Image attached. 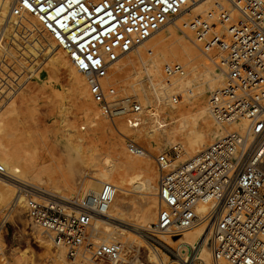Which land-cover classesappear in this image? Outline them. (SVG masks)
Returning a JSON list of instances; mask_svg holds the SVG:
<instances>
[{
	"label": "built area",
	"instance_id": "1",
	"mask_svg": "<svg viewBox=\"0 0 264 264\" xmlns=\"http://www.w3.org/2000/svg\"><path fill=\"white\" fill-rule=\"evenodd\" d=\"M199 1L0 0V95L19 91L40 73L33 57L26 58L35 70L29 68L26 74L9 65L11 49L21 53L16 43L25 42L23 29V37H11L10 25L31 16L87 78L101 113L113 124L123 119L137 129L144 120L142 103L135 96L120 95L104 81L117 61ZM189 28L203 50L218 51L226 69L224 84L210 96L214 118L221 123L245 118L248 125L245 131L226 133L178 165L170 152L155 157L158 213L142 235L179 264H204L196 249L182 255L161 236L174 241L205 223L213 264H264V0H229L228 6L191 20ZM164 72L171 80L182 75L184 67L174 63ZM170 98L179 102L182 93ZM124 138L131 154L147 152L133 137ZM0 177H9L2 163ZM15 185L25 198L28 219L66 247L70 259L89 248L94 260L123 263L122 243H91L92 222L110 208L117 191L114 184L105 183L98 194H86L74 204L29 183ZM201 203L208 205L203 212L198 211ZM6 224L5 218L0 221V236Z\"/></svg>",
	"mask_w": 264,
	"mask_h": 264
},
{
	"label": "rangeland",
	"instance_id": "2",
	"mask_svg": "<svg viewBox=\"0 0 264 264\" xmlns=\"http://www.w3.org/2000/svg\"><path fill=\"white\" fill-rule=\"evenodd\" d=\"M226 6L228 5L226 4ZM212 9L210 11L216 10V6L214 5ZM204 15L207 14L203 13L200 16ZM194 18H190L188 22H190ZM34 20L36 21V23H38L36 19ZM176 20L177 19H175L174 21ZM174 21L169 23V25L164 27L160 32L156 33L151 40L147 41V43L151 45L154 40L159 37H166L168 36V33L172 31L178 36H186V38L190 40L189 42L191 44L196 45L198 43V40H196L197 38L194 32H192L188 28L190 32V37H188L185 32L179 31V29H177ZM38 25L41 28L39 23ZM42 32L49 41H52L51 37L44 30H42ZM22 43L24 42L16 43L21 52ZM147 43H144V45H140L139 47L134 49L132 53L126 55L123 58V61H125L126 59L128 60V58L137 60L138 63L135 62V67L133 66L128 71V80H130V82H133V80L135 82L138 81V84L135 83L134 86H124V84L120 82L118 86L115 87L116 89H118L119 87L122 88L124 86L122 89L118 90V93L123 96H135V98L142 103L145 112L154 110L158 111L159 105H163L166 109H169V106H167L171 105L169 104V102H174L170 99V97L172 94L178 93L177 91H182L179 88L169 90L167 95H169L170 97L166 96L165 99L162 98L163 95H159L160 100H158L157 103H153V101L149 102L148 99L143 100V96L141 95V97L140 93L137 90V88L141 90L143 88L142 86H144L148 91H151V83L146 71V68L150 69V66L152 64L151 61L147 59L151 55H148V53L145 54V62L144 64H142L138 53V51L143 48V46H149V44ZM198 50L202 54H204L205 50L202 49L200 44L198 46ZM211 50L215 55V61L212 62L214 65V71L219 76V82L217 83V85L215 84L212 89L208 90L205 93L204 97L202 98L203 100L200 99L198 102V107L206 106L208 108V122L210 123L205 120L199 110L197 111V108L191 106L196 105L193 102L195 100V97L191 95V91L194 92L197 88V86H191V88H188L186 91L182 92L181 101L174 102V104L172 103L175 106H190V110L183 119L184 133L179 136V140H177L178 143L173 142L171 144H168L166 139H164L160 143H157L155 141L149 142L147 138L148 135L142 134V132H145L146 130L144 125V123L147 122L146 113H143L144 120L141 125L143 131L141 132L140 127L136 130L131 129L123 119H117L116 124H113L107 117H105L101 113L98 104L93 101L92 97H90V94L88 97L79 98L76 93V86L78 84L80 76L83 75L79 73V71H77V69L74 67V65L71 63L62 49V54L68 62V64L64 66L65 68L62 66L60 67L54 62H45L47 58L46 55L43 53L38 54V56L35 58V65L44 64V66L46 65L49 70H52L53 73H55H52V75L49 74L50 72L47 73L45 71L46 66H43L40 69V73L43 74L41 79H39V77L30 79L28 81H25V85L19 91L13 94L6 93L4 95H0V140L4 143L8 150H16L22 157V163L24 162V164H26L25 162H27V166L31 169V171L34 169L33 172L38 173V175L35 177H47L49 182V189L53 188L59 194L60 192L67 193L70 197L75 198L76 196L82 195L83 191H85L84 189L86 185L88 184V182H90L89 180L91 178L100 177L103 172L100 168H102L104 164H110L112 162V158L117 155V152L114 153V150L111 148L112 144L121 142L122 146L119 149L120 151H123L125 148L126 151L124 150L123 153L129 161L142 162L146 159V157L135 158L130 155L127 148V141L124 138V134L133 137L146 148V154H149L150 157H152H149V160L152 162L153 166L156 167H154L153 170V172L156 174V178H152L151 176L146 175L138 170L129 173L127 175V180H129L127 183L129 191L126 192L128 195H126V193H123V195L128 197V207L127 210H124L122 214H120L122 218L126 219L127 221H132L137 225L144 224V226L140 228V231L143 232L142 228L146 227L149 223H153L157 218V186L159 171H157L158 167L155 157L162 152H170L173 155L174 161H176V158L178 157V149L176 148L175 143L183 145V141L185 138L191 139L196 136L200 141L202 149L212 142L210 139H213L215 137L218 125L216 123V120L211 117L212 115L209 112L210 103L208 101L213 90L221 87L224 84L226 78L225 76L223 78L218 68V63H220V67H224L221 63V60L219 59L218 51L215 49ZM27 60L28 59L24 57L23 54L21 55V53L17 49H11V61L9 62V65L12 66V69H14L15 71L17 70L19 73L26 74L24 71H28L31 67L30 64L32 63H28L30 61ZM174 63L181 64L186 70L188 69L183 62L174 61L172 64ZM70 66L73 69H71ZM114 67L115 65H113V68L110 69L109 74H111V78L113 77L112 74L114 73V70L112 71V69H115ZM41 70H43V73L41 72ZM163 75L165 76L164 70ZM163 78L164 77H162V79ZM84 80L88 87V80L85 77ZM136 85L140 86L137 87ZM125 87L128 89H126ZM193 98L194 100H192ZM168 100L170 101L168 102ZM207 102L209 104H207ZM89 103L94 104V108L96 112H98L100 120L103 122L105 121L104 124L107 122V127L110 125L109 127L113 128L115 133L112 134V131L109 129V127L103 133H101L99 130H96V127L94 125L95 110L91 108V105ZM88 104L89 106H86ZM163 117L165 118L166 122H170V118L168 116L163 115ZM229 127L233 128L231 129V131L237 130L231 125ZM167 128L159 130L158 134L161 131V134L166 136ZM121 131L125 133L122 134L120 133ZM109 132L111 133L109 134ZM113 138L115 139V141ZM180 140L182 142H180ZM179 163H176L174 165H178ZM140 173L143 175H141ZM27 179L30 178L27 177ZM111 183L118 185L116 181ZM16 190L14 189V192ZM119 195H121V192L120 190H117L112 204L115 207V211H118V208H116V197L117 200H119ZM13 201L14 200L12 198V200L8 204H0V219H2L6 213L11 212V214L8 216L7 224L0 236V261L6 262L8 264H55L54 257L52 258V256H54L58 252V245L54 243L52 238L44 233L40 227L33 224L28 219L27 208L24 205V202L18 203L15 206L12 203ZM11 207H13V209H10ZM119 228V231L127 233V231H123L121 227ZM130 236L131 237L129 241L133 242L134 245L136 243L141 245V251L130 248L128 242H126L124 237L117 239L119 241L111 240V242H120L124 246V253L122 254L124 261L122 264H139L140 260L145 263L148 262L150 264L159 263V261L156 260L151 261V258L149 256V251H151V248H149L148 245L146 247L144 244H140L141 242L134 233H130ZM40 238H43L44 241H40ZM204 238L205 236L203 237V239ZM161 239L165 240L162 236ZM92 242L93 244H99L102 241L96 239V237H93L91 243ZM203 242L204 240L201 241L200 245L196 248V251H198V253ZM175 245L177 244L173 243L172 241L168 244V246H170L171 248H175ZM64 249L66 255L65 259L63 261H60L61 264H108L107 262L91 259L92 249H82L81 253L75 259H70L67 255V249L65 247ZM160 252L163 255V252H165V250H161ZM83 253H86L91 260L84 257ZM170 259L178 260L174 257H170Z\"/></svg>",
	"mask_w": 264,
	"mask_h": 264
},
{
	"label": "bare ground",
	"instance_id": "3",
	"mask_svg": "<svg viewBox=\"0 0 264 264\" xmlns=\"http://www.w3.org/2000/svg\"><path fill=\"white\" fill-rule=\"evenodd\" d=\"M226 4L229 5V0H200L196 4L188 5L187 9L183 13H181L178 16H176L175 18H173L164 27H166L167 25H169V23H171L172 21L177 19L176 21H174V24H176L175 26L177 27V29H179V31L185 32L186 35L188 37H190L189 30H191V29L189 28L190 22H188V20L190 18H194V17L196 18V16L200 17V15H202L203 13L209 14L210 12H212L210 10L213 8L214 5L216 6V10H217L220 7V5H226ZM4 8H5L4 12H6V10L9 8V5L5 4ZM41 28L39 27L38 23H36V21L31 16H25L22 20L17 22V25H15L14 23H12L10 25L9 34H11V37L13 36V37L17 38L20 36L23 37L22 34L25 33L26 36L24 35V37H23L25 42L21 44V49H22L21 53L25 57L36 58L38 56V54L43 53L47 57L46 60L44 59L45 62H54L55 64L59 65L60 67L66 66L68 64V62L64 58L60 47H58L54 42L49 41L48 38H46V36L42 32L43 28H42V30H41ZM188 28H189V30H188ZM21 29H23L24 33L20 32ZM160 31H158V32H160ZM154 36H155V34L153 36H151L148 40H146L144 43H147V41L151 40ZM168 36L159 37L156 40H154V42L151 45L149 43H147V44H149V46H146V47L143 46V48H141L138 51L139 57L142 61V64H144V62H145L144 56L147 53H148V55L149 54L151 55L147 59L150 60L152 64H151V66L149 65L150 69L146 68L147 76L149 77L150 83H151V91H148L142 85L141 86L143 88L141 90L137 88V90L140 93V96L141 95L143 96V100L148 99L149 102L153 101V103H155V102L157 103L158 100H160L159 95H163V97L162 96L161 97L164 99L166 98V96H169V95H167L169 90L179 88L182 91H177V92L182 93L183 91H186L188 88H191V86H197V88L194 92L191 91V95L193 97H195V100H194V98L192 100H194L193 102L196 105H191V106H194V108H197V111L199 110L200 113L205 118V120L208 122V114H209L208 108L206 106H202V107L199 106L198 107V102L200 99H202L204 97L205 93L208 90L212 89L213 86L215 84L217 85V83L219 82V76L215 73L214 65L212 62V61H215V55L213 54L212 50L204 51V54H202L198 50L199 44L198 43L197 44L195 43L196 45L191 44L189 42L190 40H188V38H186V36H184V35L178 36L176 33L170 31L168 33ZM191 42H193V41H191ZM144 43H142L141 45H144ZM132 52L133 51H131L130 53H132ZM130 53H128L127 55H129ZM204 55H205V57H204ZM123 58H121L119 61H117L114 64L115 69H112V71L114 70V73L112 74L113 77L111 78V74H109L107 76V78L104 81V83L106 85L118 86V84L121 82L124 84V86H126V85L127 86L128 85L134 86L135 83L138 82V81L135 82L133 79H132L133 82H130V80H128V77H129L128 71L133 66L135 67V65H136L135 62H137V60L128 58V60L126 59L125 61H123ZM174 61L183 62L184 65H186L188 69L186 70L184 68V72L182 75L176 76V77L172 78L171 80H167V78L163 75L164 67L172 64ZM39 65H37V66H39V68L44 66V64H39ZM51 68H52V66H51ZM112 68H113V66H112ZM218 68H219V70H220V72L224 78L226 69L224 67L223 68L220 67V63H218ZM30 69L35 70V65L31 66ZM71 69H73V68L71 67ZM45 71L47 73L50 72L49 74H51V75L53 73V71L49 70L47 66L45 68ZM71 71H73V70H71ZM41 72L43 73V70H41ZM69 72H70V70H69ZM73 73H76V72H73ZM70 75H71V73H70ZM42 76H43V74H41V73H40V75H39V73L37 74V78L39 77V79H41ZM84 77H85L84 75L80 76V78L78 80V84L76 86V93H77L79 98L88 97L89 94L91 95L90 86L87 87L86 82L84 80ZM162 77H164V78L162 79ZM138 86H140V85H138ZM122 88L119 87L117 90H120ZM134 88H136V87H134ZM126 89H128V88H126ZM88 90H89V92H88ZM133 90H136V89H133ZM135 93H136V91H135ZM90 97H92V95ZM183 98H184V96H183ZM92 99H93V97H92ZM169 101L170 100H168V102ZM185 101H186V99H185ZM208 102L210 103V99ZM208 102H207V104H209ZM172 103L174 104V102H172ZM172 103L169 102V104H171V105H167V106H169V109H166L165 106H163L161 104L162 106L159 105L158 111L154 110V111H150V112H145V111L143 112L144 114L146 113V120H147V122L144 123L145 128H146L145 132L142 130L141 126H140V128H141V132L142 131L144 132V133L142 132V134L148 135L147 138H148L149 142L155 141L157 143H160L164 139H166L168 144H171L173 142L178 143L177 140H179V136L184 133V126H183L184 120L183 119H184V116H186V114L190 110V106L189 107H185L183 105L175 106ZM89 104L86 106H89ZM90 105H91V108H93V110H95L94 104L91 103ZM187 106H188V104H187ZM209 110H210L209 112L212 115L211 117L214 118L212 111H211V108H210V104H209ZM94 112H95L94 125L96 127V130H99L101 133H103L108 129V127L110 125L107 127V124H106L107 122L105 123L106 124L105 125L104 124L105 121L103 122L100 120L98 112H96V110ZM163 115L168 116L170 118L169 123L166 122ZM208 123H210V122H208ZM216 123L218 125L217 129H216V134H215V137L213 139H210L211 141L217 140L218 138L225 135L226 132L228 133V131L231 132V129H233V128H230L229 127L230 125L232 127L236 128L237 129L236 131H241V132L245 131L247 129V125H248V121L245 118H241V119H239L233 123H221V122H218L216 120ZM227 125H229V126H227ZM168 126H170V127H168ZM163 128H167L166 136L162 135L161 131L158 134V131L162 130ZM109 129L112 131V134L115 133L113 128L109 127ZM110 133L111 132H109V134ZM120 133L124 134L125 132L123 133L121 131ZM144 135H142V136H144ZM142 138H144V137H142ZM114 141H115V139H114ZM180 142H182V141L180 140ZM177 143H175V146L178 149V157L176 158V161L174 164L179 163V162L182 163L185 160H188L189 158L193 157L196 153H198L199 151H201L203 149V148L201 149L200 141L196 136L191 138V139L185 138L183 141V145L182 144L179 145ZM207 143H208V141H207ZM121 146H122L121 142L114 143L111 145V148L114 150V153L117 152L116 153L117 155L114 158H112V162L110 164H104L102 166V168H100L103 172L99 178L94 177V178H91L89 180L90 182H88V184L86 185V187L84 189L85 191H83L82 195L76 196L75 198H72L67 193H61L60 192V194H59L53 188L49 189V187H48L49 182H48L47 177H45V176H41L38 178L35 177L38 175V173L33 172L34 169L31 171V169L27 166V162H25L26 164H24V162L22 163V161H21L22 157L18 154V152L16 150H14V151L8 150L6 148V146L4 145V143L0 140V163H2L6 167L8 173H9V177H0V204L1 205H4V203L8 204L13 198V200H14L12 202L13 205L16 206V204L24 202V205L26 206L25 198L22 195H19L17 193V190H16L17 188H15L16 182H23V183L32 184L33 186L45 191L46 193H49V194L54 195V196H58L60 198L65 199L66 201L74 204V203H77L86 194H98L101 191V189L105 183H111V182L116 181L118 183V185H116L114 183H111V184H114L117 187V190H120V192H121V195L118 196L119 200H117V197H116V201H117V207L116 208H118V211H115V207H114V205H112L113 204V201H112L110 208L108 209V211L104 215H98L94 218L92 225H91V228H90L91 234L93 235V237H96V239L101 240L102 241L101 243H112L111 240L119 241L117 239L124 237L126 242H128V245L130 248L135 249L137 251H141V245H139L137 243L134 245L133 242L129 241L130 237H131L130 233H134L136 235V237L139 239V241L141 242L140 244H144L146 247L148 245V247L151 248V251H149V256L151 258V261H153V260L159 261V263H157V264H179L178 260L170 259L169 255L166 252H163L164 254L162 255L160 252L162 250L161 248L152 246L150 243H148L145 240V238L143 237V235L141 233L142 231H140V228L142 226H144V224L143 225H139V224L137 225V224L133 223L132 221H127L126 219H123L121 216L122 212L124 210H127V207H128V205H127V202H128L127 198L128 197L123 195V193H126L129 191L128 184H127L129 180H127V175L129 173H131L132 171L138 170V171H140L146 175L151 176L152 178H156V174L153 172L155 166H153L152 162L149 160V157H150L149 154L145 153L143 155H133L129 152L130 155H132L135 158L146 157V159L142 162H132V161H129L126 158L125 154L123 153L125 148L123 151H120L119 148ZM150 158H152V157H150ZM29 162H30V160H29ZM141 175H143V174H141ZM27 177H29L30 179H32L34 177L35 178L30 180V179H27ZM158 178H159V172H158ZM153 184H154V182H153ZM14 189L16 190L15 192H14ZM157 194H158V186H157ZM126 195H128V194L126 193ZM143 206H144V204H143ZM13 207H11L10 209H13ZM135 208H136V206H135ZM207 208H208V205L206 203H201L198 205V211L199 212H203ZM157 213H158V209H157ZM10 214H11V212L6 213L5 216L2 219H0V221H2L4 218L7 221L8 216ZM151 224L152 223H149L146 227H144L142 229L148 228V226H150ZM119 227H121L123 229V231L124 230L127 231V233L119 231L118 230V229H120ZM205 235H206L205 223H201V224L185 231L182 236H180L178 239H176L174 241L167 235H163L162 237H164V239H165L164 241H166L168 244L171 241L173 243L177 244L175 246L177 248H179V251L182 255H184V253L186 251L189 253V252L193 251L194 249H196L197 246L200 245L201 241L204 240V242L201 244V248L199 249V253H198L199 257L204 262V264H213L212 263L213 259H212L211 249L209 246H207L208 244H206L207 243L206 239L205 238L203 239V237ZM40 241H44V239L40 238ZM94 244H96V243H94ZM58 247H59L58 252L54 256H52V258L54 257L55 264H61L60 261H63L65 259V255H66L64 246L58 245ZM0 249H1V246H0ZM64 252H65V254H64ZM123 253H124V249L122 251V254ZM83 256L88 258L89 260L93 259V258L90 259L86 253H83ZM139 264H150V263H148V262L145 263V262L140 260Z\"/></svg>",
	"mask_w": 264,
	"mask_h": 264
}]
</instances>
